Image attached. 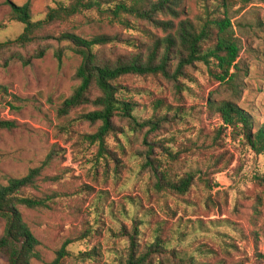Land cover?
Returning <instances> with one entry per match:
<instances>
[{"label":"rangeland","instance_id":"rangeland-1","mask_svg":"<svg viewBox=\"0 0 264 264\" xmlns=\"http://www.w3.org/2000/svg\"><path fill=\"white\" fill-rule=\"evenodd\" d=\"M60 2L69 4L70 0H0V42L16 40L24 32L22 24L11 20V4L22 7L30 3L35 19L43 20L48 8ZM242 7H246L244 12L232 21L242 24L235 28L242 48L236 89L233 84L218 82L204 64L189 68L179 83L137 76L124 81L137 93L134 99L140 118L146 119L150 105L159 99L190 116L169 123L157 133L140 129L130 134L129 143L120 138L125 153L112 138L110 149L121 163L119 174L112 169L107 178L95 163L96 149L80 137L96 128L81 122L68 126L70 119L84 111L72 113L70 119L57 113L78 85L76 72L81 58L71 52L60 65L54 57V42H50L54 46L51 52L29 67H4L8 56L0 58V85L23 100L17 104L21 105L19 110L0 102V120L17 123L12 131H0V182L24 178L51 156L38 180L39 190L31 192L36 196L63 195L53 210L21 208L25 222L40 242L43 260L34 264L52 263L68 241L70 256L62 260L63 264H119L117 258L126 255L134 228L136 243L145 245L153 241L158 222L164 227V236L170 238L179 226L185 228L188 223V237L182 241L172 238L169 246L193 253L200 264H264V190L256 180L264 176V155H257L241 129L225 126L215 110L221 103H232L249 113L256 124L264 123V0H254L247 6L241 3L235 9ZM78 21L48 31L57 35L75 29L88 39L103 33L118 35L121 42L105 48L111 58L134 51L128 40H146L122 26L99 30L82 19ZM38 46L23 53L32 54ZM119 120L118 124L129 132L127 123ZM219 131L221 140L214 145ZM162 140L163 145L179 153V163L174 166L178 177L190 166L202 168L215 162L209 174L196 176L185 197L170 192L158 194L147 173L139 169L149 149L161 154L156 143ZM218 169L223 172L214 175ZM199 220L205 226L194 230ZM4 229L5 222L0 220V236ZM198 248L204 254H199ZM0 264L8 263L0 257Z\"/></svg>","mask_w":264,"mask_h":264},{"label":"trees","instance_id":"trees-1","mask_svg":"<svg viewBox=\"0 0 264 264\" xmlns=\"http://www.w3.org/2000/svg\"><path fill=\"white\" fill-rule=\"evenodd\" d=\"M253 1L70 0L69 4L60 2L54 8L49 7L43 20L35 19L30 3L22 7L11 4V20L22 24L24 32L16 40L0 42V58L8 56L4 67L11 64L29 67L35 60L43 59L51 52L54 46L50 42L56 43L54 57L60 65L68 53L72 52L81 58V65L76 72L78 85L73 94L58 107L57 113L60 118L70 119L72 113L80 109L84 111L75 119H70L68 126L71 127V122H81L96 128L94 132L84 133L80 137L84 143L96 149L95 163L102 168L107 178L112 169L115 175L119 174L121 163L117 153L110 149L112 138L119 142L121 153H125L120 138L129 143L130 134L138 133L140 129L151 134L157 133L169 123L183 121L190 116V113L172 109V106L159 99L150 105L148 117L140 118L134 99L137 93L125 85L126 79L133 76L156 77L179 83L181 77L187 76L189 68L204 64L218 82L233 84L236 89L242 48L235 28L242 24L232 21L240 17L246 8L236 10L239 4L247 6ZM79 19L99 30L122 26L142 34L146 40H128L126 43L134 51L130 55L120 54L111 58L105 53V48L121 42L118 35L103 33L88 39L75 29L64 30L57 35L48 31L54 26L74 24ZM37 44L39 46L32 54L23 53V50ZM0 98V102L11 110H19L21 105L17 104L23 103L20 97L2 85ZM173 110L175 113H171ZM215 110L225 126L235 131L241 129L257 155H264V123L256 124L249 113L232 103H221ZM117 120L126 122L130 131H126ZM16 128L15 121L0 120V131ZM217 136L219 139L214 145L221 140V131ZM145 142L150 145L147 139ZM156 144L162 150L161 154L157 155L154 149H149L144 153L139 169L147 173L150 185L158 194L169 195L170 192L185 197L194 186L196 176H206L215 164L209 162L202 168L190 166L178 177L174 166L179 163V153L175 154L170 147L163 145V140ZM51 160L52 157L48 156L43 166L32 169L24 178L9 179L7 184L0 182V220L5 222L4 232L0 236V257L8 264H34L35 261L43 260L40 242L25 222L21 208L53 210L58 204L63 195L52 193L36 196L31 192L39 190L38 180ZM1 162L0 159V165ZM222 172V169H218L214 175ZM200 180L208 183L206 178ZM256 180L264 190V176H258ZM128 199L136 204L134 199ZM156 225L153 241L145 245L136 243L137 227L134 228L126 255L117 258L119 264H200L193 253L169 246L172 238L182 241L188 237V223L184 225L185 228L179 226L172 238L164 236V227L160 222ZM198 226L203 228L204 222L199 220L192 228L195 230ZM70 243L68 241L62 247L50 264H63L62 260L70 256L67 250ZM197 252L204 254L205 251L198 248Z\"/></svg>","mask_w":264,"mask_h":264}]
</instances>
